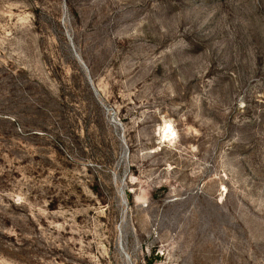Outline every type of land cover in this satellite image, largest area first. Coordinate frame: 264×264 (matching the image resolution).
Segmentation results:
<instances>
[{"label":"rangeland","instance_id":"1","mask_svg":"<svg viewBox=\"0 0 264 264\" xmlns=\"http://www.w3.org/2000/svg\"><path fill=\"white\" fill-rule=\"evenodd\" d=\"M0 264H264V0H0Z\"/></svg>","mask_w":264,"mask_h":264}]
</instances>
